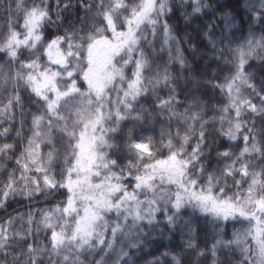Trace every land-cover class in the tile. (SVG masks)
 I'll use <instances>...</instances> for the list:
<instances>
[{
  "label": "snow or ice",
  "instance_id": "1",
  "mask_svg": "<svg viewBox=\"0 0 264 264\" xmlns=\"http://www.w3.org/2000/svg\"><path fill=\"white\" fill-rule=\"evenodd\" d=\"M51 2L14 0L15 7L10 3L6 9L7 24L0 25V53L6 57L0 64V89L9 92L7 102H0V138L13 131L17 109L20 116L13 142L0 143V173L14 161L6 180H0V209L18 196L34 200L64 190L65 199L28 212L26 219L17 214L0 221V264H129L127 249L140 246L145 227L158 223L157 214L175 227L185 207L215 221L248 222L232 240L216 239L213 264L219 248L234 245L240 264H264V142L256 138L255 121L245 119L264 116V87L258 88L245 71L255 49L264 48V36L250 35L245 45L228 46L232 59L226 63L234 71L214 85L227 104L207 116L202 102L180 98L178 77L167 65L154 67L153 41L161 32L159 51L167 48L169 60L185 67L179 47L171 56V46L179 44L165 19L173 0H54V9ZM179 4L186 21L211 11L203 34L223 55L218 45L235 27L233 13L222 11L217 17V7L208 0ZM243 6L252 22H264V0H245ZM217 19L224 27L213 39ZM21 88L39 106L27 136ZM160 88L167 89L166 96L158 94ZM149 91L154 106L144 108L140 99ZM157 118L168 124L158 144L143 134L133 138L134 128L118 142L124 122L136 126ZM217 122L220 135L244 142L239 153H216L222 168L212 166L208 139L209 126ZM194 246L189 239L187 247ZM172 260L180 264L176 256ZM150 264L162 262L157 257Z\"/></svg>",
  "mask_w": 264,
  "mask_h": 264
},
{
  "label": "trees",
  "instance_id": "2",
  "mask_svg": "<svg viewBox=\"0 0 264 264\" xmlns=\"http://www.w3.org/2000/svg\"><path fill=\"white\" fill-rule=\"evenodd\" d=\"M210 4L217 7L216 16L218 17L222 11H231L235 16V27L229 29L226 33L222 45L218 47L224 48L223 55L219 51L214 50L204 37V31L207 30L208 22L213 19L211 11L205 10V14L193 17L186 21L184 18L185 9L180 6L179 0H173L172 12L165 17L171 26L172 33L179 41L178 45L173 44L171 56L177 55L176 48L179 47L180 54L185 60V67L181 69L178 61L175 59L169 60V52L167 48L160 52V47L163 42L162 32L158 34L157 39L153 41L157 50V55L152 57L155 65L163 67L168 66L169 71L178 77V90L182 100H191L196 98L207 106V116H212L215 109L227 104V97L214 85L222 83L226 76L234 71V67L226 61L232 59V55L228 52V46L236 48L245 45L246 40L251 36L259 39L264 36V22H252L251 14L244 9L245 0H208ZM14 8V0H0V25H6L9 18V13L6 9L9 4ZM31 3V0H28ZM50 7L54 9V0L50 3ZM191 12V8L186 9ZM22 23V19L19 21ZM218 27L213 29L215 35L213 39H219L223 31V22L217 19ZM6 30V29H5ZM53 30L49 29L47 34ZM151 39V36H149ZM146 51H149L146 49ZM217 57H220L219 59ZM6 57L0 53V64H3ZM245 71L251 73L252 82L258 87H264V48H256L252 56L248 59L245 65ZM127 75L131 76V65L127 70ZM10 87V86H9ZM245 91H251L246 89ZM160 96L167 95V89H158ZM9 92L0 89V102H7ZM20 95L24 104V111L27 114L23 135L27 136L28 127L31 123V114L37 112L38 105L33 103L36 99L30 96L29 92L21 88ZM154 96L149 91L147 96L141 97L140 103L144 108L154 106ZM254 103H259L258 98H253ZM183 111V107L180 108ZM16 122L12 124L13 131L7 138H0V143H12L15 137V129L20 127L19 109L16 110ZM246 120H254V131L257 133V140L264 142V116L245 117ZM4 126H8L6 122ZM167 121L157 118L155 120H147L141 125L134 126L132 122L126 121L122 124L123 132L117 133L116 138L121 144L126 138L124 133L129 128H134L133 138L137 134L151 136L157 144L160 140L161 128H167ZM251 126V125H250ZM227 127V125H225ZM219 123L209 126L208 139L212 145V166L217 168L223 167V162L217 164L215 156L217 152L231 150L234 153L244 147L242 139L229 141L226 137L217 132ZM175 130V122H173V131ZM245 131H247L245 129ZM191 150V149H189ZM115 158V156H114ZM123 163V160H121ZM259 161L257 162L259 166ZM14 161L8 162L7 170L13 167ZM7 170L0 173V180H6ZM239 179V177H237ZM231 183V179L229 181ZM65 199V192L61 190L55 196L45 198L42 195H37L34 200H27L22 197L10 199L5 209H0V221L6 220L10 215L26 214L30 211H38L54 206L56 203ZM38 218V217H37ZM114 221L115 217L112 216ZM158 223L149 228L145 227V235L142 237V243L138 248H128L130 259L129 264H150L157 257L160 258L162 264H173L172 256H176L180 260V264H213L214 257L211 252L212 245L216 239L230 241L233 239L234 233H243L248 228V222L242 220L215 221L211 216L202 214L199 210H194L191 207H185L181 210L180 218L175 227H169L166 223L163 213L157 214ZM20 227V221L16 223ZM27 227V225H24ZM189 228L194 229L190 232ZM43 238V237H42ZM194 240V247L188 248L187 241ZM168 252L169 255H162ZM200 253H203L202 255ZM99 257H97L98 259ZM241 255L239 249L219 248L216 252V264H240Z\"/></svg>",
  "mask_w": 264,
  "mask_h": 264
}]
</instances>
